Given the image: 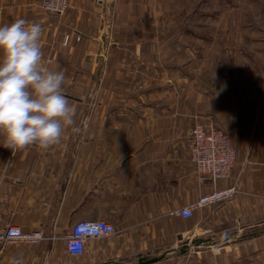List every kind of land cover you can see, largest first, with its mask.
Here are the masks:
<instances>
[{"label": "crops", "instance_id": "0c3cea01", "mask_svg": "<svg viewBox=\"0 0 264 264\" xmlns=\"http://www.w3.org/2000/svg\"><path fill=\"white\" fill-rule=\"evenodd\" d=\"M18 18L42 26L44 63L65 73L76 130L17 151L10 167L0 145L12 222L51 238L10 246L3 264H264V0H69L61 18L41 0H0V26ZM189 18L197 47L175 40ZM197 121L230 135L229 180L214 185L191 163ZM228 187L230 201L175 214ZM98 219L118 233L71 256L62 237Z\"/></svg>", "mask_w": 264, "mask_h": 264}, {"label": "clouds", "instance_id": "9594fccd", "mask_svg": "<svg viewBox=\"0 0 264 264\" xmlns=\"http://www.w3.org/2000/svg\"><path fill=\"white\" fill-rule=\"evenodd\" d=\"M43 29L18 18L0 26V145L13 154L30 146L47 150L75 131L76 109L63 95V70L44 63ZM8 264H23L13 256Z\"/></svg>", "mask_w": 264, "mask_h": 264}, {"label": "built area", "instance_id": "2783aa9c", "mask_svg": "<svg viewBox=\"0 0 264 264\" xmlns=\"http://www.w3.org/2000/svg\"><path fill=\"white\" fill-rule=\"evenodd\" d=\"M69 0H41L42 10L55 17H63L67 13ZM71 36L64 38V45H68ZM189 159L196 167L202 179H209L215 185L218 181L229 180L236 164L237 151L229 134L213 122L197 121L187 139ZM15 154L8 155L6 167L12 166ZM235 187L218 189L202 196L198 202L175 212L183 218H192L199 207L223 204L230 201L236 194ZM118 230L105 220H84L76 223L62 237L66 251L74 257L83 256L89 240L104 239L116 235ZM210 234V230L205 231ZM48 239L41 228L25 231L12 222L10 211V197L0 194V264L1 255L10 246L25 244L39 246Z\"/></svg>", "mask_w": 264, "mask_h": 264}, {"label": "rangeland", "instance_id": "374dc122", "mask_svg": "<svg viewBox=\"0 0 264 264\" xmlns=\"http://www.w3.org/2000/svg\"><path fill=\"white\" fill-rule=\"evenodd\" d=\"M247 5H250V4L248 3ZM248 7H250V6H248ZM208 9L210 10V8H208ZM194 10H199V3L198 2L197 3L192 2V4L188 5V7H187L188 13L187 14L189 15V17L194 14ZM188 22H189L188 26L190 29L189 30H182L181 34H179V35L176 34L177 38L175 40L177 42L179 40L181 43H186V44H188L189 47H191V46L197 47L199 45V35L201 34V32L199 33V21L195 22V20L193 18H189ZM209 30H211V29H209ZM177 33H178V30H177ZM193 88H194V90L197 89L195 86H193ZM93 90H94V88H93Z\"/></svg>", "mask_w": 264, "mask_h": 264}, {"label": "water", "instance_id": "95a60500", "mask_svg": "<svg viewBox=\"0 0 264 264\" xmlns=\"http://www.w3.org/2000/svg\"><path fill=\"white\" fill-rule=\"evenodd\" d=\"M203 242L204 243H208V242H210L209 240H203ZM148 262H146V261H140V264H147Z\"/></svg>", "mask_w": 264, "mask_h": 264}]
</instances>
